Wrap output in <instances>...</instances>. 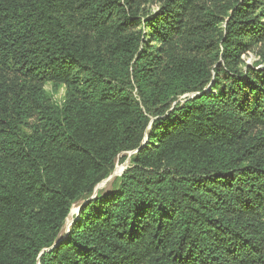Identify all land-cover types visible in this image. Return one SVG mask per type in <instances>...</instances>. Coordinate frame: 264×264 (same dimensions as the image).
Returning <instances> with one entry per match:
<instances>
[{
	"label": "trees",
	"instance_id": "trees-1",
	"mask_svg": "<svg viewBox=\"0 0 264 264\" xmlns=\"http://www.w3.org/2000/svg\"><path fill=\"white\" fill-rule=\"evenodd\" d=\"M148 3L0 0V264H264V0Z\"/></svg>",
	"mask_w": 264,
	"mask_h": 264
},
{
	"label": "rangeland",
	"instance_id": "rangeland-1",
	"mask_svg": "<svg viewBox=\"0 0 264 264\" xmlns=\"http://www.w3.org/2000/svg\"><path fill=\"white\" fill-rule=\"evenodd\" d=\"M162 1L164 0H149V3L146 5L147 12L149 11H152L153 13L156 12L160 8V4ZM243 60L245 65L247 66L256 67V65H258L259 68H264V42L255 44L254 46H252L250 50L246 51L243 54ZM47 90L53 93L57 92L53 89L51 85L47 86ZM63 93H64V89L62 88L55 94L56 98L57 99L61 98L63 96ZM134 153L135 152L126 153L127 159L125 161H121V157L117 160L113 173L96 188L93 197H95V195L99 190H103V189L107 190L109 187L112 186L113 181L116 178H119L123 174V172L129 167L131 156ZM80 209H81L80 204L74 206L71 215L67 220V226L65 229L66 231L69 229L74 219L78 216Z\"/></svg>",
	"mask_w": 264,
	"mask_h": 264
},
{
	"label": "water",
	"instance_id": "water-1",
	"mask_svg": "<svg viewBox=\"0 0 264 264\" xmlns=\"http://www.w3.org/2000/svg\"><path fill=\"white\" fill-rule=\"evenodd\" d=\"M99 185H100V184H99ZM99 185H98V186H99ZM98 186H97V187H98Z\"/></svg>",
	"mask_w": 264,
	"mask_h": 264
}]
</instances>
